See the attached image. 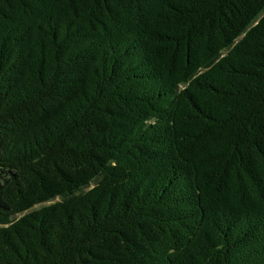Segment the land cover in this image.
<instances>
[{"label": "trees", "instance_id": "trees-1", "mask_svg": "<svg viewBox=\"0 0 264 264\" xmlns=\"http://www.w3.org/2000/svg\"><path fill=\"white\" fill-rule=\"evenodd\" d=\"M0 224V264H264V0H0Z\"/></svg>", "mask_w": 264, "mask_h": 264}, {"label": "rangeland", "instance_id": "rangeland-1", "mask_svg": "<svg viewBox=\"0 0 264 264\" xmlns=\"http://www.w3.org/2000/svg\"><path fill=\"white\" fill-rule=\"evenodd\" d=\"M217 59H218V58H216L213 62H211L210 64H208V65L206 66V68L209 67V66H211L213 63H215V62L217 61ZM3 226H4V225H1V224H0V228L3 227Z\"/></svg>", "mask_w": 264, "mask_h": 264}]
</instances>
